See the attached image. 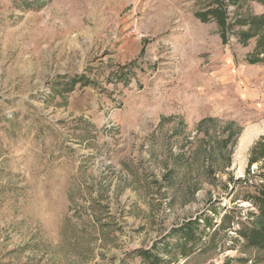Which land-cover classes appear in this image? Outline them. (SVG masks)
Listing matches in <instances>:
<instances>
[{"label":"rangeland","instance_id":"374dc122","mask_svg":"<svg viewBox=\"0 0 264 264\" xmlns=\"http://www.w3.org/2000/svg\"><path fill=\"white\" fill-rule=\"evenodd\" d=\"M263 14L0 0V264H264Z\"/></svg>","mask_w":264,"mask_h":264},{"label":"bare ground","instance_id":"6f19581e","mask_svg":"<svg viewBox=\"0 0 264 264\" xmlns=\"http://www.w3.org/2000/svg\"><path fill=\"white\" fill-rule=\"evenodd\" d=\"M263 131H264V125L259 129H256L252 132H248L247 135L245 134L246 138L244 137L245 138L244 146L248 144L256 135H258L259 133H262Z\"/></svg>","mask_w":264,"mask_h":264},{"label":"trees","instance_id":"16d2710c","mask_svg":"<svg viewBox=\"0 0 264 264\" xmlns=\"http://www.w3.org/2000/svg\"><path fill=\"white\" fill-rule=\"evenodd\" d=\"M261 1H263V3H264V0H261ZM218 11L219 10L212 9L211 11H209L208 14H212L213 12H215V13L217 12L218 13ZM200 18L202 19V16H200ZM261 18H262V21H264V14L261 16ZM222 25H225L224 20H222ZM223 37H224V40H226V33L225 32L223 33Z\"/></svg>","mask_w":264,"mask_h":264},{"label":"crops","instance_id":"0c3cea01","mask_svg":"<svg viewBox=\"0 0 264 264\" xmlns=\"http://www.w3.org/2000/svg\"><path fill=\"white\" fill-rule=\"evenodd\" d=\"M201 249H202V246H201V244H198V249H197V252H195L193 255H195L196 253H198V251L200 252L201 251ZM140 251V250H139ZM141 252H142V250H141ZM192 256L191 255H186V258H191ZM140 262H138V264H139ZM143 263V262H142ZM132 264H134V263H132ZM192 264H195V263H192ZM196 264H202V261H200L199 263H196Z\"/></svg>","mask_w":264,"mask_h":264}]
</instances>
